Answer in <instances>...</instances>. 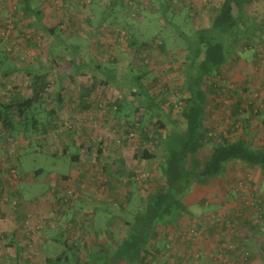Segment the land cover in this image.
I'll list each match as a JSON object with an SVG mask.
<instances>
[{"label":"rangeland","instance_id":"obj_1","mask_svg":"<svg viewBox=\"0 0 264 264\" xmlns=\"http://www.w3.org/2000/svg\"><path fill=\"white\" fill-rule=\"evenodd\" d=\"M220 1L32 0L42 24L56 28L55 37L19 9V0H0V103L32 95V73H47L27 121L15 117L12 133L0 125V264L55 258L63 230L85 255L108 232L127 231L125 220L162 173L158 159L133 157L140 146L158 151L160 129L126 76L141 75L163 108L179 118L185 35L209 25ZM246 8L261 39H244L232 61L208 77L206 128L215 141L243 134L262 146L264 0H250ZM111 73L122 78L108 83ZM51 109L57 126L45 130ZM143 130L152 142L145 143ZM79 145L78 162L63 155ZM210 145L201 147L200 161ZM198 188L203 194L187 198L192 214L168 228L169 248L154 264H264V174L235 162L217 182ZM69 190L74 196L64 201Z\"/></svg>","mask_w":264,"mask_h":264},{"label":"trees","instance_id":"obj_2","mask_svg":"<svg viewBox=\"0 0 264 264\" xmlns=\"http://www.w3.org/2000/svg\"><path fill=\"white\" fill-rule=\"evenodd\" d=\"M249 1L221 0L212 13L209 25L198 27L185 35L188 53L182 88L186 94L180 100L179 118L172 110L163 108L141 75L129 72L126 76L138 91L140 107L157 119L156 127L160 129L158 151L154 152L147 145L140 146L135 149L133 157L144 161L158 159L162 173L161 181L149 188L142 207L132 214L131 219L125 220L127 231L124 234L108 232L107 239L85 255L78 245L69 242L67 231L63 230L59 238L63 244L62 251L55 258H46L36 264H154L162 248H169V244L165 245L168 228L177 227L185 216L192 214L186 200L194 186L212 185L227 174L230 164L235 162L257 168L264 174V145L254 146L243 134L235 138L223 136L221 140L215 141L206 128L209 98L205 85L208 77H214L222 66L232 61L244 39H261L256 33L257 19L246 8ZM19 9L33 16L39 26L58 37L56 28L42 24V12L32 5V0H19ZM68 48L75 51L73 47ZM73 64L78 66L75 61ZM32 75V95H13L9 101L0 103V125L11 133L16 127L15 117L27 121L47 73L34 72ZM121 78V75L111 73L106 82ZM57 99L62 102L61 92ZM56 114L55 109L49 110L50 117L45 130L57 126L53 118ZM142 132L145 143L154 140L147 130ZM207 143H211L209 154L200 161L196 155ZM82 147L79 145L74 153L64 149L63 155L78 162ZM103 153L101 144L97 157L100 158ZM122 161L124 159L113 162ZM119 170L120 166L116 171Z\"/></svg>","mask_w":264,"mask_h":264},{"label":"crops","instance_id":"obj_3","mask_svg":"<svg viewBox=\"0 0 264 264\" xmlns=\"http://www.w3.org/2000/svg\"><path fill=\"white\" fill-rule=\"evenodd\" d=\"M198 189H200V190H198ZM206 189V188H205ZM195 191H197L199 194H203V192L204 191H201V188H198V185H196V186H194V188H193V191H192V194L195 192ZM191 194V195H192ZM220 195H219V197H220V200H221V202H222V200H223V196L221 195V193H219ZM193 196V195H192ZM191 196V197H192ZM190 200V199H189ZM187 201V200H186ZM190 203V201H187V203ZM192 203H195V201L193 200V201H191ZM188 203V204H189ZM189 207H190V204H189ZM190 209H191V207H190Z\"/></svg>","mask_w":264,"mask_h":264},{"label":"built area","instance_id":"obj_4","mask_svg":"<svg viewBox=\"0 0 264 264\" xmlns=\"http://www.w3.org/2000/svg\"><path fill=\"white\" fill-rule=\"evenodd\" d=\"M123 133H120L119 134V138H121L122 139V137H121V135H122ZM133 134V133H132ZM124 137V136H123ZM120 140V139H119ZM15 171V173L17 174V171H16V169L14 170ZM68 196V197H67ZM74 196V192H73V190H69V191H67V195L65 196V198H64V201H68V198L69 197H73Z\"/></svg>","mask_w":264,"mask_h":264}]
</instances>
